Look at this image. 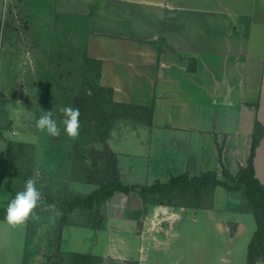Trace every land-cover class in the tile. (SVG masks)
<instances>
[{"label":"rangeland","instance_id":"rangeland-1","mask_svg":"<svg viewBox=\"0 0 264 264\" xmlns=\"http://www.w3.org/2000/svg\"><path fill=\"white\" fill-rule=\"evenodd\" d=\"M6 7L0 18V135L7 143L10 173L17 175V192L29 176L37 179L44 198L72 199L113 181L116 172L124 182L139 185L180 173L181 168L156 159L145 170L144 146L151 137L141 131L133 138L126 124H117L141 111L115 102L113 89L102 85L98 57L106 50L92 30L91 14L70 11L68 0H14ZM67 106L80 110L76 139L68 138L63 125L56 138L36 129L44 110H52L59 122ZM109 124L115 126L110 145L132 152L122 159L124 167L108 145ZM4 156L0 143V167ZM218 177L231 183L222 173ZM7 182L0 174V208L10 198ZM202 202L200 210L148 208L135 192H117L104 205L63 214L55 224L49 223L53 213L46 207L37 211L40 222L29 227L0 222V264H19L21 245L25 264H75L73 253L91 255L83 264L264 261L260 241L253 240L259 229L255 214L237 213L246 212L243 192L218 188Z\"/></svg>","mask_w":264,"mask_h":264},{"label":"crops","instance_id":"crops-1","mask_svg":"<svg viewBox=\"0 0 264 264\" xmlns=\"http://www.w3.org/2000/svg\"><path fill=\"white\" fill-rule=\"evenodd\" d=\"M13 1L0 0V18ZM68 4L72 12L91 14L92 30L101 35L106 50L98 57L102 85L113 89L115 102L141 111L117 124H126L133 138L141 131L152 138L144 146L149 154L145 170H151L156 159L181 168L177 175L220 174L222 165L236 175L248 165L257 130L253 165L264 184V0H68ZM0 143L5 152L0 174L10 192L4 208L18 189L13 188L17 177L6 173L7 143L1 135ZM110 149L124 167L122 159L132 152L121 153L112 145ZM129 169L134 171V166ZM118 177L125 185H139L124 182L120 172ZM246 202L247 206V198ZM0 222L8 224L5 219ZM20 251L18 262L25 264L22 245ZM260 262L264 263L255 264Z\"/></svg>","mask_w":264,"mask_h":264},{"label":"trees","instance_id":"trees-1","mask_svg":"<svg viewBox=\"0 0 264 264\" xmlns=\"http://www.w3.org/2000/svg\"><path fill=\"white\" fill-rule=\"evenodd\" d=\"M110 128L111 126L109 124L107 131ZM259 135V131L256 130L253 136L251 155L246 167H241L236 175H232L222 165V175L232 184L222 181L216 172H204L198 176H190L189 173H182L177 176H172L168 182L156 181L151 185L129 186L125 185L119 179L118 172H116L113 181L94 190L88 195L77 196L72 199H64L56 195H46L42 206L37 211L46 208V205L52 204L62 211L64 215L73 213L76 210L89 211L95 207L104 205L117 192L123 194L135 192L139 195L144 206L148 208L166 205L170 208L200 209L203 205V197L218 187L229 192L244 191L248 200L246 211H252L259 224V229L254 235L253 240L260 241L263 248L262 256H264V184L257 179L253 165ZM9 161L7 147L6 173L8 176L16 177L17 175L10 173ZM6 209L7 207L0 209V219L2 220L5 219ZM30 224L31 221L28 222L29 226ZM255 240L254 243L256 242ZM89 256L91 255L73 253L72 261L75 264H83ZM256 262L251 261L250 264H255Z\"/></svg>","mask_w":264,"mask_h":264},{"label":"clouds","instance_id":"clouds-1","mask_svg":"<svg viewBox=\"0 0 264 264\" xmlns=\"http://www.w3.org/2000/svg\"><path fill=\"white\" fill-rule=\"evenodd\" d=\"M62 119L57 121L53 117L52 110H44L43 114L36 119L35 127L39 132L46 133L51 137H59L61 135V127L70 139H76L80 134V110L77 107L67 106L62 108ZM37 179L29 176L24 183V190L16 193L7 205L5 220L12 227L26 226L29 221L38 223L41 220L37 209L42 206L44 197L41 188L37 187ZM53 213L49 216V223L55 224L57 218L63 216L54 204L46 205Z\"/></svg>","mask_w":264,"mask_h":264}]
</instances>
